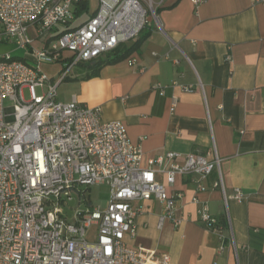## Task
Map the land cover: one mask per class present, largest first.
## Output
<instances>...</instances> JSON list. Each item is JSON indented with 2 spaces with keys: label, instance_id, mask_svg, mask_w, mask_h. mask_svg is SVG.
Masks as SVG:
<instances>
[{
  "label": "built area",
  "instance_id": "built-area-1",
  "mask_svg": "<svg viewBox=\"0 0 264 264\" xmlns=\"http://www.w3.org/2000/svg\"><path fill=\"white\" fill-rule=\"evenodd\" d=\"M77 1L0 0V43H13L32 57L0 56V264H171L167 253L126 242L136 238L143 212L135 203L156 200L166 209L159 226L165 219L179 225L174 212L185 195L174 189L177 179L190 177L197 194L203 193L221 160L188 154L178 163L182 154L169 152L144 168L142 147L130 141L123 122H103L101 108L75 96L68 103L58 100V87L77 66L136 41L152 21L159 22L153 0H98L94 16L73 27ZM190 1L198 7L206 0ZM31 27L37 38L29 35ZM56 64L64 66L54 82L42 66ZM6 99L13 105L6 107ZM96 185L110 189L106 208L93 206L83 190ZM216 187L227 201L222 179ZM243 197L239 189L232 196L238 202ZM193 201L201 224L224 239L225 227L208 204ZM93 227L96 240L90 242Z\"/></svg>",
  "mask_w": 264,
  "mask_h": 264
},
{
  "label": "crops",
  "instance_id": "crops-1",
  "mask_svg": "<svg viewBox=\"0 0 264 264\" xmlns=\"http://www.w3.org/2000/svg\"><path fill=\"white\" fill-rule=\"evenodd\" d=\"M78 1L89 9L77 17L74 5L73 27L91 19L99 5L97 0L93 9L89 0ZM153 2L159 22L142 33L146 39L139 51L94 75L88 64H80L58 87V100L68 103L75 96L101 108L103 122H123L130 141L142 147L144 168L169 152L182 154L178 163L188 154L209 159L216 154L221 160L203 193L197 194L190 177L177 179L174 189L185 195L174 212L179 225L165 219L159 226L166 209L158 201L135 203L143 212L136 219V238L126 239L130 246L167 253L171 264H264V5ZM29 35L37 38V29L31 27ZM25 58L31 60V54ZM63 66L42 70L55 82ZM157 178L167 184L165 175ZM221 179L227 201L216 187ZM236 189L244 194L241 202L232 198ZM195 197L223 224L224 239L201 224Z\"/></svg>",
  "mask_w": 264,
  "mask_h": 264
},
{
  "label": "rangeland",
  "instance_id": "rangeland-1",
  "mask_svg": "<svg viewBox=\"0 0 264 264\" xmlns=\"http://www.w3.org/2000/svg\"><path fill=\"white\" fill-rule=\"evenodd\" d=\"M89 3H90L91 8H93V9L97 6V0H89ZM76 23L78 24V22H76ZM133 43L134 42H132L128 45H131ZM9 53L13 57L19 58V59H25V56L27 54V52L25 50L19 49L13 43H9V42L0 43V56L5 55V54H9ZM105 56H103L102 58H105ZM61 90H62V92H64L65 91L64 87H62ZM38 93L40 94L41 91L38 90ZM24 95H25L26 100H29L28 90H25ZM4 103H5L6 107H10L13 105V102L10 99H6ZM83 190H87V195L90 196L93 206H100L102 208H106L108 201H109V196H110V189L107 185H96V186H92L89 188L83 187ZM85 208H87L86 204H84L81 207L79 205H77L75 207V210H80V209H85ZM94 230H95V228L93 227L89 231V233L86 237L87 240H89L90 242H94L96 240L95 236L92 235Z\"/></svg>",
  "mask_w": 264,
  "mask_h": 264
},
{
  "label": "trees",
  "instance_id": "trees-1",
  "mask_svg": "<svg viewBox=\"0 0 264 264\" xmlns=\"http://www.w3.org/2000/svg\"><path fill=\"white\" fill-rule=\"evenodd\" d=\"M88 5L83 1H78L75 4V14L77 17L84 15L88 12ZM146 35L140 36V39L132 45H123L117 50L107 54L105 58H100L99 60L93 61L88 64V67L92 69V75L97 71L107 65H114L127 60L133 53L138 52L141 44L145 41Z\"/></svg>",
  "mask_w": 264,
  "mask_h": 264
},
{
  "label": "water",
  "instance_id": "water-1",
  "mask_svg": "<svg viewBox=\"0 0 264 264\" xmlns=\"http://www.w3.org/2000/svg\"><path fill=\"white\" fill-rule=\"evenodd\" d=\"M74 204V202H70V206H72ZM65 212L68 213L69 215H71V211L68 209H65Z\"/></svg>",
  "mask_w": 264,
  "mask_h": 264
}]
</instances>
